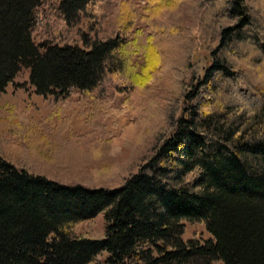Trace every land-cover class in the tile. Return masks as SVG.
Masks as SVG:
<instances>
[{
  "label": "trees",
  "instance_id": "trees-1",
  "mask_svg": "<svg viewBox=\"0 0 264 264\" xmlns=\"http://www.w3.org/2000/svg\"><path fill=\"white\" fill-rule=\"evenodd\" d=\"M40 4L46 25L75 23L71 42L35 44ZM21 69L90 126L122 98L129 120L102 146L131 154L112 189L0 159V264H264V0H0V94ZM98 215L102 238L76 233ZM196 223L210 239H184Z\"/></svg>",
  "mask_w": 264,
  "mask_h": 264
},
{
  "label": "rangeland",
  "instance_id": "rangeland-1",
  "mask_svg": "<svg viewBox=\"0 0 264 264\" xmlns=\"http://www.w3.org/2000/svg\"><path fill=\"white\" fill-rule=\"evenodd\" d=\"M110 7L103 8L101 20L93 23L91 27L93 32L97 29L100 31L101 38L108 36L107 20L113 14L115 6ZM139 7L137 13L140 17L143 10ZM45 8L40 4L34 12L37 24L35 29H38L34 38L35 44L41 47L44 44L42 41L46 39L61 45L64 39L71 42L69 38L73 33H70L69 28L75 23L67 21V33L64 32L63 22L59 18L46 25ZM144 28V22L138 20L135 29ZM104 87L107 93L111 94V85L107 81L104 82ZM76 100L74 97H62L55 102L53 97L46 99L37 95L29 83V71L21 69L0 94V159L12 164L16 169H24L29 174L46 177L66 186L115 188L125 179V176L117 173V169L125 159H130L131 148L128 142L119 144L120 137L111 142L114 145L110 149L103 148L102 144L112 136L117 137L120 129L129 120V115L119 117L114 111L120 109L122 98L115 97L111 108L101 110L91 126L80 117ZM62 122L64 130L61 134L64 143L60 142L59 136L54 133L58 128L61 129ZM113 149L119 151L113 154ZM135 157L139 158V154ZM91 226L92 232L80 224L75 229L76 233L92 239L102 238V215H98ZM186 226L184 239H189L192 235H196L201 242L210 239L203 223ZM104 260L105 258H102L100 264H104Z\"/></svg>",
  "mask_w": 264,
  "mask_h": 264
}]
</instances>
